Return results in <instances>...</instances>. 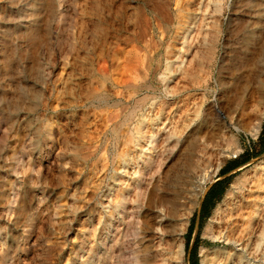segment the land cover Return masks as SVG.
Returning a JSON list of instances; mask_svg holds the SVG:
<instances>
[{"label":"rangeland","instance_id":"374dc122","mask_svg":"<svg viewBox=\"0 0 264 264\" xmlns=\"http://www.w3.org/2000/svg\"><path fill=\"white\" fill-rule=\"evenodd\" d=\"M126 1L127 0H117L115 4L116 9L114 8V14L116 10L121 7L126 9L123 20L124 22H120L121 24H118V21L115 22L113 24L115 25L117 23L115 29L122 31L123 38H138L137 40L140 42V45H138L139 49L140 47L146 46V43L152 38L153 47L156 46L160 51L153 70L155 78L152 82V87L154 89L153 98L155 99L153 100H155V102L152 103L151 101L153 100L148 102L149 104L144 108V112L139 114V120L146 116L145 114L149 107L154 108V105L160 100H166L169 102L168 108H170L171 104L173 105V101L179 103L181 100L187 99L189 102L187 108L189 110L188 114L189 117H191L188 119H194L192 117L194 110L196 109L195 105H201L202 116L204 117L201 118L204 119L205 122V124L201 126V128L203 127L201 132L202 136H205V139L201 141L203 146L200 144V147H204L203 154L200 155L201 158L199 159V162H197V168L188 173L192 178H198L201 170L205 169L204 167H206L205 170H212L213 173L209 172L210 177L204 184L196 189L191 197L193 210L186 234L184 235V263L200 264V250L203 248L205 250L217 251L219 256L231 252L233 259L230 264H236L241 248L234 245L235 250H233L232 247L230 248L222 242L223 239L221 241H213L210 240V238L208 239L203 236V228L211 219L216 220L217 217V219L220 220L221 218H225V216L233 214L237 207V202L240 200L237 197H240L241 199H249L250 197V199L253 200L257 197H260L259 199H261L264 196L258 194L254 195L255 192L250 191V193L247 192L248 189H246L242 196L236 195L232 200H228L226 197L232 184L238 179L243 177L250 178L256 171L264 166V68L261 70V73L263 74H259L255 78L252 77V79L255 80L257 78L258 80H255L254 82V80L251 79L247 97L244 102L242 101V104L238 106L239 108L236 106L239 103L234 105L233 101L235 85L244 75V69L241 70L242 73L235 71V69L237 70L240 67V62L244 59V55L248 53L247 49L252 48V45L250 44H252L251 40L253 37L251 36L256 30L258 31L262 27L264 28V0H224V8H222L220 15H217V17H219H216V22L214 21L215 19L213 22L211 20H206V26L195 35V38L188 49V54L183 56L184 59H188L187 57L191 51H196L197 56L192 63L193 68L187 76L173 74L172 70L174 69L176 57L179 55L182 56L179 51L182 48V43L185 41V38L186 40H189V35L192 34L191 31H194V25L200 16L198 9L202 7V5L198 6V4L200 2L202 4L203 1L195 0L193 3L192 0H189L190 3L187 5L185 0H181L180 10L176 8L175 2L170 0H146L144 2L138 0ZM131 1H134V3ZM30 8L31 9L28 13L32 15L31 21H33L31 33L34 34L35 32L38 42L35 41L37 47H33L30 50L29 61L32 62V71L26 79L37 84L34 90L36 89V92H38L40 90V77H42L40 76L41 73L38 72H42L44 68H51L52 70V68L56 67L57 69L55 68L53 70L51 77V81H53L56 78V74L60 71L59 64L63 61V58L67 62H72L77 57L71 47L69 49L65 44V39L68 35L71 44H74L75 40H77V48L81 47V51L79 50L81 54L79 53L78 56L82 59L88 54L90 55L87 57H91V52H93V49L97 48V43L96 40H92L90 37V28L88 27V17L91 14L89 0H43L41 6L35 2H31ZM48 10H53L54 12L52 11L49 14ZM59 13H62L63 16L61 15V17H59ZM174 13L178 16L180 15L178 17L179 19H182L180 17H184L185 15L191 18L189 19L190 26L188 30L181 27V25H177V17H175ZM56 15L59 17V20L61 18L62 21H58V19L55 20L54 17ZM75 15L78 16L77 19ZM194 17L196 18V21L193 20ZM47 18L50 20H47ZM35 22L39 23L34 25ZM213 23L215 24L214 27H212ZM192 24L193 28L191 26ZM44 27L45 29H43ZM208 28L213 29V32ZM84 30L86 33H84ZM205 30H209L208 33ZM45 35H50V38ZM56 37H58L59 40H57ZM212 37H214V39ZM208 39L212 40L214 43L212 45V47H214V55L210 61H207L206 59L207 53L209 52L208 50L211 47L207 46L209 43L206 44V42L211 43ZM246 43H249L248 46ZM63 44L66 48H64L65 46ZM134 45L135 43L120 44L117 46V49H119L118 51L121 52L119 55L120 57L118 56V63L120 66L118 67V72H116L117 74H119V72H126L125 74H129V69L131 68L130 58L133 53L132 51H134ZM37 59L40 64L37 63ZM38 66L39 68L37 69L39 71L35 69V67ZM139 72L141 75L138 73V77H143L141 68L139 69ZM66 73V76L64 73L62 75L63 78L68 79V75H71L70 70L67 69ZM129 77L127 78L128 80ZM259 80L260 83H257ZM83 81L84 80H81L80 84L82 86L84 85L83 87L86 88V80ZM62 86L63 85L59 88L62 89ZM36 92L30 93L29 101H25V103H36L34 108H30L25 104L24 106L20 105L22 113L20 120L18 121L19 123L17 122L16 127L10 134L7 143L9 148L7 151L0 153V212L2 213H0V264H12V262L16 264L18 262L21 264L23 260H25L27 264H90L88 253L93 238L86 234L89 228L92 227V224H95L92 215L95 213L94 208L98 207L97 202L105 200L104 196L112 194L113 189L115 190L116 188V184H112V182H114L113 177L116 174L118 165H112V160L110 159V168H105L103 169L105 171H103L100 164L95 162L98 158V154L86 157L88 151L89 153L92 151V149H87L92 145H90L87 138L84 137L86 131L90 132L93 139L96 138V144H93V146L99 145L98 147L101 148L105 145L104 138H102V128L98 118H96V114L98 113L97 110H88L79 105L81 106V109L79 107L75 109L76 111H63L57 116H52V120L49 121L48 116L45 115L42 108L38 105L39 95ZM84 94L85 91L79 96L83 98ZM56 96L57 95L54 94V97ZM201 97H203L202 103ZM16 100L19 102L20 98L16 96L14 102ZM198 100H200V102ZM53 101L54 99H52V102ZM254 105L258 106L257 109L255 108V113L258 116L256 118L253 113ZM235 106L238 110V115H236L237 121L234 126L233 108H235ZM249 107L251 111L246 110ZM241 109H245V111H242ZM240 110L241 112H239ZM259 110H261L262 115H260ZM15 111L16 110L14 109L12 110L13 113ZM217 111L223 116L232 114L233 121L231 129H226V131L223 128L225 125L224 121L215 116ZM12 116H14V114ZM173 117H175L174 114ZM257 118L261 121V127L258 135L254 137L252 128ZM174 120L172 119V121ZM50 123L51 131L49 134L52 138L51 143L54 144L56 152L59 153V158L57 160L58 165H54V167L47 171L45 169H38L37 164L38 166L39 164H46V158L44 155L46 153V147H44L46 139L45 129ZM191 123L192 122H188L186 124L188 125ZM153 127V132H156L159 128H164L160 123ZM170 127H172L171 124L165 131L170 129ZM192 127L190 128L191 130L189 129L192 133L188 130L190 137L193 134L191 138L189 137L191 140L194 138L193 132L195 131V128H197L194 127L193 130ZM209 127L214 128L210 129ZM216 128L221 129V132L223 131V140L220 139L221 133L214 131V134L216 135L213 134V137L216 136L219 138H213L216 142L215 144L208 143L209 140L207 139L208 136L206 134L211 130H216ZM179 129L181 128L179 127ZM4 130L5 127L2 126L0 137L4 133ZM217 133L220 135L217 136ZM189 138H187L188 141L186 139L185 142L183 141V146L181 145L178 149L179 151L173 154L169 164L182 165L185 164V162L188 163L183 149L185 150L189 148L192 144L193 140L190 141ZM101 144L104 145L102 146ZM213 144L214 146H212ZM3 145L2 139L0 138V147ZM24 146H26V149ZM232 149H237V153L234 157L229 153ZM221 154H223L222 156L227 154L228 157L221 160ZM22 156L25 157V160L29 159L30 163V166L27 167V170L25 171H22L17 162L18 158ZM83 157L87 159H83ZM91 157L92 159H90ZM94 164H97L99 167H95ZM8 165H15V167H13L12 171H9L6 167ZM236 165L241 166L230 174L221 176L220 172L222 170L228 171L230 167ZM112 166L114 167V170ZM133 170L134 167L130 169L129 176ZM197 178L196 180H198ZM100 179L102 180L103 185L101 184V187L96 193L99 196L94 194L95 197L93 196V199L89 200L88 197L90 196L91 187H93L96 182L98 183ZM6 180H13L12 182L15 184V186H13V191L9 193L3 186ZM217 182L221 183L215 186L212 196H215L224 189L221 198L215 201L211 208H209V206L208 208L205 207L206 209L202 212V204L205 196L211 187ZM205 190L206 192L204 193ZM9 194L11 196L7 203L6 198L8 199ZM94 198H96V200H94ZM222 211L224 212L222 213ZM11 212L14 217L9 219L8 214ZM219 212L220 214H218ZM243 212L245 213H241V215L244 218L245 214V218L243 220L241 217L239 222V225L242 227L245 226L247 223L246 221H248L246 219L249 216L250 209L247 207ZM5 216H7V219ZM42 217H44V220ZM219 220L218 222H212L213 226H215H212L215 233H217L220 228ZM190 229H192V232ZM103 233L104 232H102L101 235L102 238L104 235ZM130 233L129 230L125 238H123L122 243L124 241V247L134 248L136 246L135 241L137 237L135 238L132 234L130 236ZM197 235V246L195 250L192 251V244ZM188 241L189 245L186 247V242ZM144 247L145 245L141 248V251H143ZM116 255L101 262V264L131 263L126 255H122L124 257H116ZM218 259H220V257L217 258V261H219Z\"/></svg>","mask_w":264,"mask_h":264},{"label":"bare ground","instance_id":"6f19581e","mask_svg":"<svg viewBox=\"0 0 264 264\" xmlns=\"http://www.w3.org/2000/svg\"><path fill=\"white\" fill-rule=\"evenodd\" d=\"M138 1L144 2L146 0ZM170 1L175 2L176 8L180 10L181 0ZM185 1L187 5H189L191 0ZM192 1L193 3L195 2V0ZM202 1V4L201 2L198 4V6L202 5V7L198 9L200 16L197 21L195 20V17L193 19L196 21L194 31H191L192 34L189 35V40H186L185 38V41L182 43V48L179 50L182 56L177 54L179 56L176 57L175 63L173 62V74L187 76L190 73L193 68L192 63L197 56L196 51L192 50L187 57L188 59H184L183 56L188 54V49L190 48L195 35L206 26V20H211L213 22L215 19L214 21L216 22L217 15H220L222 8H224V0ZM31 2H35L41 6L43 0H0V131L2 126L5 127L4 133L0 137L4 144L0 147V153L7 151L9 148L7 143L10 134L20 120L22 113L20 105L24 106L25 104L30 108H34L36 105L34 102L25 103V101H29V94L37 91L36 89L34 90L37 84L26 79L32 71V62L29 61L30 50L33 47H37L35 42L37 41V36L35 32L34 34L31 33V27L33 26V21H31L32 15L28 13L31 9ZM116 2L117 0H89L91 14L88 17V27L90 28V37L92 40H96L97 48L93 49L91 57H87L90 54H86L87 56L85 55L86 57L82 59L78 56L81 47L77 48V40H75L74 44H71L68 35L65 39V44L69 49L71 47L77 57L72 62H67L63 58V61L59 64L60 71L56 74V78L53 81H51V77L53 70L56 67L52 68V70L51 68H44L42 72H38L41 73L40 76H42L40 77V90L36 92L39 95L38 105L42 108L45 115L48 116L49 121L52 120V116H57L66 110L74 111L79 107L81 109V106L88 110H97L98 113L96 114V118H98L102 128V138H104L105 145L101 144L102 146L104 145V147L101 148L98 147L99 145L93 146V144H96V138L93 139L90 132L86 131L84 137H86L90 145H92L90 148H87L89 150L92 149V151L89 153L87 150L88 153L86 157L98 154V158L95 162L100 164L102 170L110 168V159L112 160V165H118L116 174L114 177L112 176L114 179L112 184L115 183L116 188L115 190L113 189L112 194L104 196L105 200L97 202L98 207L94 208L95 213L92 215L95 224H92V227L89 228L86 234L93 238L88 253L90 264H101V262L111 258L113 255H116V253V257H124L122 255H126L129 261L133 264H186L184 263V235L186 234L193 210L191 197L196 189L205 183L212 172V170L209 169L205 170L206 167H204L205 169L201 170L198 178H192L188 173L197 168V162H199V159L201 158L200 155L203 154L204 147H200V144H202L201 141L205 139V136H202L201 132V129L203 128H201V126L205 124L204 119H201L204 118L202 116V108L201 105L194 104L196 106L192 117L194 119L189 120L188 118L191 117H189L188 114L189 110L187 108L189 102L187 99H183L179 103L173 101V105L171 104L170 108H168L169 102L166 100H160L156 105L153 104L154 108L149 107L148 111H146L147 113L145 112L146 116L144 115L145 117L139 120V114L144 112V108L149 104L148 102L155 99L153 98L154 89L152 87V82L155 78L153 70L160 51L156 46L153 47L152 38L146 43V46L140 47V49L138 48V45H140V42L137 40L138 38H123L122 31L115 29L117 23L115 25L113 24L117 21L118 24L124 22L123 20L126 9L121 7L117 9L114 14L113 11L114 8L116 9ZM132 3H134V1ZM52 11L50 10L49 14ZM61 15L62 13H59V17H61ZM179 16L175 14V17H177V25H181V27L188 30L190 26L189 19L191 18L185 15L184 17H180L182 19H179ZM59 17L56 15L54 19L60 21L61 18L59 20ZM75 17L76 19L78 18L77 15H75ZM47 20L50 19L47 18ZM38 23L39 22H35L34 25ZM193 24L191 25L192 28ZM214 25L215 24L213 23L212 27H214ZM211 28L208 29L212 31L213 29ZM43 29H45V27ZM85 30L84 33H86ZM208 31L206 32L208 33ZM61 34L64 35L63 33ZM251 37H253L251 40L252 44H250L252 45V48L247 49L248 53L244 55V59L240 62V67L237 70L235 69V71L238 72H241V70L244 69V75L241 80L238 82L236 81L237 83L234 89L233 101L234 105L239 103L236 105L237 107L242 104V101L244 102L247 97L248 87H250L249 84L251 83L250 81L252 77L255 78L259 74H263L261 73V70L264 68V28L262 27L260 30H256ZM56 38L59 40L58 37ZM212 38L214 39V37ZM209 41H211V43L205 41L206 44L209 43L207 44L208 47L211 46L207 53V61L212 60L214 55V47H212L214 43L212 40ZM132 43H135V45L130 58L131 70L129 69V74H125L126 72H119V74H117L116 72H118V67L120 66L118 63V56L121 53L118 51L119 49H117V46L120 44ZM64 48H66V46ZM38 64H40V62ZM37 68H39V66L35 67L36 70H38ZM140 68L142 69L143 77H138V73L141 75L139 72ZM67 69L70 70L71 74L68 75L69 77L67 76L68 79L63 78L62 75L63 73L65 76L67 75ZM128 77L129 80L127 79ZM81 80H86V88L83 87L84 85L82 86L80 84ZM255 80L258 79L256 78ZM166 81L169 82L168 80ZM257 83H260V80ZM61 85H63L62 89L59 88ZM83 91H85V94L84 97L81 98L79 95L82 94ZM54 94L57 96L54 97ZM16 96L20 98L19 102H17L18 99L14 102ZM52 99H54L53 102ZM201 100L202 103L203 97H201ZM198 101L200 102V100ZM151 102L153 103L155 100ZM236 106L233 108L234 126L237 121L236 115H238ZM242 107L244 108L243 105ZM255 108L257 109L258 106L254 105L253 110L256 118L258 116L255 113ZM13 109L16 110L14 113L12 112ZM241 110L245 111V109ZM241 110L239 112H241ZM246 110H250V107ZM259 113L262 115L261 110H259ZM13 114L14 116H12ZM173 114L175 117H173ZM215 116L224 121L225 125L223 128L225 130L232 128V114L223 116L217 111ZM259 118L256 119L252 128L254 137H256L260 131L261 121ZM172 119L175 120L172 121ZM188 122L192 123L187 125L186 123ZM159 123L164 128H159V130L153 132V126L159 125ZM170 124L172 127L165 131ZM50 127L51 123L45 129L46 139L44 147H46V153L44 155L46 158V164H39V166L37 164L38 169H45L47 171L54 167V165H58L57 160L59 158V153L56 152L54 144L51 143L52 138L49 134L51 131ZM179 127L181 129H179ZM191 127L193 130L194 127H197L193 132V142L189 148L185 150L183 149L188 163L185 162V164L182 165L169 164L171 157L179 151L178 149L181 147L183 141L185 142V139L187 140V138L190 137L188 130ZM214 127L209 128L213 129ZM220 130L221 129L217 128L216 130H209L210 132L208 134L210 135L205 133L208 136V143H216L213 140V138L216 137H213L214 131L221 133L220 139L223 138V131L221 132ZM190 133H192V131H190ZM219 135L220 134L217 133V136ZM192 140L190 139V141ZM214 144L212 146H214ZM25 147L26 146H24V148ZM233 149L228 152L234 157L237 153V149ZM222 155L223 154H221V160L228 157L227 154H224L225 156ZM92 157L90 159H92ZM84 158L85 157H83V159ZM17 162L22 171L27 170V167L30 166L29 159L25 160V157L23 156L18 158ZM97 164H94V166L97 167ZM6 167L9 171H12L15 165H8ZM133 167L134 170L131 171L132 173L129 176V171ZM196 178L198 180H196ZM101 179L91 187L90 196L88 197L89 200L93 199L94 194H96L101 187ZM12 181L6 180L5 184H3L8 193L13 191V186H15ZM246 189H248L247 192H255L254 195H264V166L256 171L250 178L243 177L238 179L232 184L226 197L228 200H232L236 195L242 196ZM10 196L11 195L9 194L8 199L6 198L7 203ZM237 198L240 200L237 202L235 211L233 212L231 210L233 214L225 216V218H221L220 220L217 219V217L216 220L211 219L203 228V236L208 239L210 238V240L213 241H221L223 239L222 242L230 248L232 247L233 250H235L234 245L240 247L241 249L239 251L238 260L236 259V264H264V196L261 199H259L260 197H257L253 200L250 199V197V200L241 199L240 197ZM94 200H96V198H94ZM247 207L250 209V213L246 219L248 220L246 221L247 223L242 227L239 225L242 217L241 213H245L246 211H243ZM223 212L224 211H222V213ZM218 214H220V212ZM8 215L9 219L14 217L12 212ZM5 217L7 219V216ZM44 217H42L43 220ZM218 220L220 221V228L218 227L219 231L215 233L213 231L214 229H212V222H218ZM129 230L131 232L130 236L132 234L135 238L137 237L136 241L133 238L136 245L134 248L124 247V241L122 243L123 238H125ZM102 232H104L103 238L101 237ZM144 245L145 247L143 251H141V248ZM200 256V264H230L233 259L231 252L219 256L217 251L205 250L203 248L200 250ZM218 257H220V259H218L219 261H217ZM12 264L16 263L12 262ZM17 264L19 263L17 262ZM21 264H27V262L23 260Z\"/></svg>","mask_w":264,"mask_h":264},{"label":"trees","instance_id":"16d2710c","mask_svg":"<svg viewBox=\"0 0 264 264\" xmlns=\"http://www.w3.org/2000/svg\"><path fill=\"white\" fill-rule=\"evenodd\" d=\"M241 165H236V166H232L228 169V171L226 170H222L220 173H221V176H226L228 174H230L231 172H233L235 169L239 168ZM221 182H217L214 186L211 187V189L208 191L207 195L205 196V199L203 201V204H202V212L204 209L208 208H211L214 204L215 201L219 200L221 198V195L224 191L221 190L219 193H217L215 196H212V193L215 189V186H217V184H219ZM206 207V208H205ZM190 231L192 232V229H190ZM197 241H198V235L195 237V240L192 244V251L195 250L196 246H197ZM189 245V241L186 242V247Z\"/></svg>","mask_w":264,"mask_h":264}]
</instances>
